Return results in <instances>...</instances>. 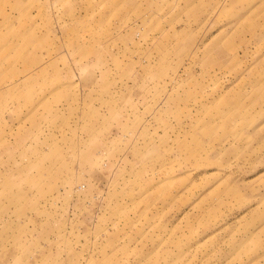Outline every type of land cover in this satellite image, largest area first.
<instances>
[{"label":"rangeland","instance_id":"374dc122","mask_svg":"<svg viewBox=\"0 0 264 264\" xmlns=\"http://www.w3.org/2000/svg\"><path fill=\"white\" fill-rule=\"evenodd\" d=\"M0 264H264V0H0Z\"/></svg>","mask_w":264,"mask_h":264}]
</instances>
